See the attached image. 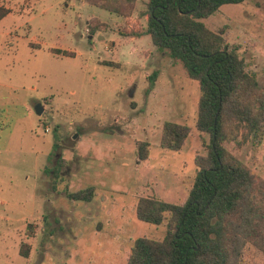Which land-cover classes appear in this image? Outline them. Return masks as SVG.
Instances as JSON below:
<instances>
[{
	"label": "rangeland",
	"instance_id": "374dc122",
	"mask_svg": "<svg viewBox=\"0 0 264 264\" xmlns=\"http://www.w3.org/2000/svg\"><path fill=\"white\" fill-rule=\"evenodd\" d=\"M0 4L11 9L0 21V264H127L137 237L162 239L167 231L166 220L137 218L138 198L183 204L198 170L195 158L207 152L210 135L195 127L199 84L149 34L122 33L146 29L144 0L131 17L85 0ZM227 9L203 21L225 28L226 41L239 44L264 85V0L238 4L239 18ZM92 17L110 27L90 37ZM167 120L191 127L180 151L160 145ZM140 140L150 142L142 162ZM228 147L264 179V138ZM88 187L95 191L91 201L68 197ZM27 245L28 257L21 253ZM245 252L243 264H264L262 252Z\"/></svg>",
	"mask_w": 264,
	"mask_h": 264
},
{
	"label": "trees",
	"instance_id": "16d2710c",
	"mask_svg": "<svg viewBox=\"0 0 264 264\" xmlns=\"http://www.w3.org/2000/svg\"><path fill=\"white\" fill-rule=\"evenodd\" d=\"M85 1L131 17L139 0ZM244 1L144 0L140 14L147 17L146 29H122L130 37L149 34L155 45L182 61L201 90L195 127L210 135L207 152L195 158L198 170L183 204L149 195L138 198L137 218L155 225L166 220L167 231L162 239L137 237L127 264H243L246 247L264 254V179L228 147L233 142L242 146L263 140L264 85L239 54V44L226 41L225 28L212 30L203 21L224 4ZM10 12L0 4V21ZM87 27L93 37L110 24L92 17ZM51 51L76 55L67 49ZM190 132L188 124L167 120L161 127L160 145L180 151ZM149 156L150 142L137 141V160L146 161ZM67 194L75 201H91L95 191L88 187ZM21 253L28 257L29 246H22Z\"/></svg>",
	"mask_w": 264,
	"mask_h": 264
},
{
	"label": "crops",
	"instance_id": "0c3cea01",
	"mask_svg": "<svg viewBox=\"0 0 264 264\" xmlns=\"http://www.w3.org/2000/svg\"><path fill=\"white\" fill-rule=\"evenodd\" d=\"M244 3V2H243ZM238 4H241V3H227V8H229V9H227V14L229 15V16H231V17H234V16H236L235 14L236 13H238V18L241 16V12H240V10L238 11L237 9H235V7L238 5ZM224 5H226V4H224ZM249 20V19H248ZM249 22H251L250 20H249ZM86 23H88V22H86ZM99 32H103V31H99Z\"/></svg>",
	"mask_w": 264,
	"mask_h": 264
},
{
	"label": "water",
	"instance_id": "95a60500",
	"mask_svg": "<svg viewBox=\"0 0 264 264\" xmlns=\"http://www.w3.org/2000/svg\"><path fill=\"white\" fill-rule=\"evenodd\" d=\"M35 109H36L37 114L38 115H41L43 113L44 107H43L42 103H38L36 105Z\"/></svg>",
	"mask_w": 264,
	"mask_h": 264
}]
</instances>
